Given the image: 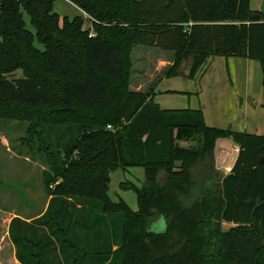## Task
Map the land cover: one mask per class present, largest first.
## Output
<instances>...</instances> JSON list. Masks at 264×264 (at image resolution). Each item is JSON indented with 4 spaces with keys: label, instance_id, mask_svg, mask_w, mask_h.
I'll return each instance as SVG.
<instances>
[{
    "label": "trees",
    "instance_id": "trees-1",
    "mask_svg": "<svg viewBox=\"0 0 264 264\" xmlns=\"http://www.w3.org/2000/svg\"><path fill=\"white\" fill-rule=\"evenodd\" d=\"M70 1L92 28L62 19L56 0H0V119L26 121L25 142L49 163L46 210L10 221L18 262L264 264V133L210 126L201 108L163 109L155 85L131 88L138 46L174 53L167 76L190 56L194 75L212 56L257 59L264 85V13L251 0ZM226 137L240 151L220 180L214 151ZM131 167L145 174L121 183L137 210L109 195L112 174ZM155 217L164 231L150 228Z\"/></svg>",
    "mask_w": 264,
    "mask_h": 264
},
{
    "label": "rangeland",
    "instance_id": "rangeland-1",
    "mask_svg": "<svg viewBox=\"0 0 264 264\" xmlns=\"http://www.w3.org/2000/svg\"><path fill=\"white\" fill-rule=\"evenodd\" d=\"M252 8L264 13V0H252ZM54 10L65 17L83 16L86 26L92 28V19L70 0H56ZM27 27L34 30L30 16L25 13ZM38 44V41L36 40ZM173 52L159 47L138 46L133 51V75L131 88L148 90L157 86L155 101L163 109H205L210 126L231 128L236 131L264 133V85L261 61L237 56L216 55L209 58L196 75L192 71L193 57L186 59L176 75L167 76ZM249 70V72H248ZM249 75L250 97L246 79ZM22 76V70L9 78ZM248 78V79H249ZM152 88V87H151ZM249 101V104L246 101ZM29 124L20 120L0 119V264H20L15 257V248L8 236V224L14 215L27 218L42 214L48 204L44 171L49 169L44 153L33 149L25 142ZM145 174L142 167L118 170L112 174L109 195L115 201L123 198L133 209H138L137 192L122 188L121 183L141 186ZM209 176H201L198 185L202 192L209 184ZM129 186V185H128ZM115 231L121 232L122 219L114 214ZM230 224L225 223L224 228ZM150 228L164 231L166 222L155 217Z\"/></svg>",
    "mask_w": 264,
    "mask_h": 264
},
{
    "label": "crops",
    "instance_id": "crops-1",
    "mask_svg": "<svg viewBox=\"0 0 264 264\" xmlns=\"http://www.w3.org/2000/svg\"><path fill=\"white\" fill-rule=\"evenodd\" d=\"M251 2H252V0H251ZM251 8H252V6H251ZM252 9L255 11H261L262 12V10H259V9H255V8H252ZM244 58H246V57H244ZM171 64H172V62L170 61V65ZM248 72H249V70H248ZM248 72H247V74H243V76H245V77L247 76V79H246L247 92L249 91V89H250L249 86L251 84ZM134 90H140V89L136 88ZM248 97L251 98L249 92H248ZM246 103L249 104V101L247 100ZM202 110H203L204 115H205V109H202ZM205 119L207 122L206 115H205ZM207 124H208V122H207ZM239 151H240L239 144H237L232 138L226 137V138H219L217 140L216 145H215V151H214V156H215L214 164H215V170H216V173L218 176L217 178H220V180H221L223 178V176H225L226 174H228L231 171V169L235 163V160L238 156ZM217 183H218V180H217L216 184ZM210 185H211V183L206 184V186H210ZM49 200H50V198H49ZM49 200H48V204H49ZM48 204H47V206H48ZM15 216H20V217L27 219V220H31V219L37 217V216H35V217L27 218V217H24L21 215H14L13 217H15ZM11 219H10V221H11ZM10 221H9L8 230H7L8 236H9Z\"/></svg>",
    "mask_w": 264,
    "mask_h": 264
},
{
    "label": "water",
    "instance_id": "water-1",
    "mask_svg": "<svg viewBox=\"0 0 264 264\" xmlns=\"http://www.w3.org/2000/svg\"><path fill=\"white\" fill-rule=\"evenodd\" d=\"M260 18H261V16H260V14L259 13H253V14H251L250 15V23L251 22H257V21H260Z\"/></svg>",
    "mask_w": 264,
    "mask_h": 264
},
{
    "label": "built area",
    "instance_id": "built-area-1",
    "mask_svg": "<svg viewBox=\"0 0 264 264\" xmlns=\"http://www.w3.org/2000/svg\"><path fill=\"white\" fill-rule=\"evenodd\" d=\"M91 36H94V34H93V33H91Z\"/></svg>",
    "mask_w": 264,
    "mask_h": 264
}]
</instances>
